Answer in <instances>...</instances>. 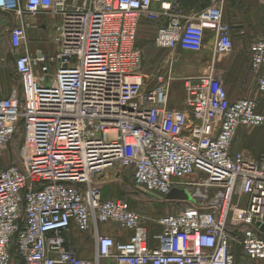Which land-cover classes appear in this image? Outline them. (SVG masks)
Returning <instances> with one entry per match:
<instances>
[{
  "label": "built area",
  "instance_id": "2783aa9c",
  "mask_svg": "<svg viewBox=\"0 0 264 264\" xmlns=\"http://www.w3.org/2000/svg\"><path fill=\"white\" fill-rule=\"evenodd\" d=\"M208 1L0 0L12 55L41 13L55 46L15 55L20 92L0 98V264H234V244L264 259V152L233 148L239 128L264 125L258 100L230 99L210 69L183 77L177 108L171 73L142 69V21L157 24L159 48L202 54L210 40L212 55L232 50L222 0ZM249 55L264 92V38ZM126 171L141 191L187 197L153 221L103 197L99 180ZM146 220L160 228L149 234ZM71 223L93 230L92 258L68 246ZM103 223L128 234H100Z\"/></svg>",
  "mask_w": 264,
  "mask_h": 264
},
{
  "label": "crops",
  "instance_id": "0c3cea01",
  "mask_svg": "<svg viewBox=\"0 0 264 264\" xmlns=\"http://www.w3.org/2000/svg\"><path fill=\"white\" fill-rule=\"evenodd\" d=\"M184 5L200 8L209 4L208 0H183ZM223 18L231 25L232 50L227 54L212 55L209 47L210 40L205 43V51L199 54L194 66L196 74L207 73L212 69L227 91L230 99L253 97L258 100V108L264 113V92L257 89L255 79L249 68V45L257 38H264V1L263 0H222ZM44 13L37 15L34 22L40 24L39 29L27 31V42L16 49L14 55L9 51L5 29L10 25V16L0 12V98L8 97L20 92L18 77L13 68L14 56L25 50L42 53H53L55 46L42 43L39 37L46 28L45 21L48 17ZM49 27V26H47ZM52 33V30H51ZM51 33L48 35L50 38ZM207 35L210 32L205 31ZM155 36V34H154ZM154 36L152 41L154 43ZM50 40V39H49ZM177 51H183L177 49ZM190 52V51H185ZM178 63V61H176ZM183 66V65H179ZM193 74V75H196ZM233 148L244 150L251 155L264 152V125L256 128L241 127L237 130L233 140ZM123 174L108 173L104 179H100V189L105 198H120L116 194L121 192L124 180ZM147 204V203H145ZM147 206V205H146ZM147 217L154 221L158 216L154 209H147ZM146 220L149 234L160 227L156 222ZM99 233L116 236L125 239L127 231H120L110 223L99 225ZM67 244L73 253L84 259L93 257L95 243L93 230L79 231L74 223H71L66 232ZM234 264H264V259H249L237 244L233 245ZM15 261V260H14ZM19 261V260H17ZM14 264V262H13Z\"/></svg>",
  "mask_w": 264,
  "mask_h": 264
},
{
  "label": "rangeland",
  "instance_id": "374dc122",
  "mask_svg": "<svg viewBox=\"0 0 264 264\" xmlns=\"http://www.w3.org/2000/svg\"><path fill=\"white\" fill-rule=\"evenodd\" d=\"M156 26L157 24L154 22L142 21L138 31L139 46L143 53L142 69L151 75L166 74L170 72L174 79H172V84L169 90V105L182 108L185 97V80H183V77L196 74L194 64L197 62L199 54L156 47L152 41ZM50 33L51 26L46 27L41 32L39 38L42 40L40 41L44 43L46 40L45 43L49 44L50 38H48V35ZM176 61H178V63ZM17 140L18 136L14 138L12 143L17 144ZM123 180L125 184H123L121 192L118 190L116 194L120 195V198L128 200L132 207L144 217H147L148 215L147 209H154L157 216L164 213H170L181 204L179 199L187 197V193L180 192L173 194L175 200H163V197L157 194L141 191L142 189L134 184L130 171H126L123 174ZM17 260L18 259L15 257V261H13L14 264H20Z\"/></svg>",
  "mask_w": 264,
  "mask_h": 264
},
{
  "label": "water",
  "instance_id": "95a60500",
  "mask_svg": "<svg viewBox=\"0 0 264 264\" xmlns=\"http://www.w3.org/2000/svg\"><path fill=\"white\" fill-rule=\"evenodd\" d=\"M261 228L264 230V226L263 225H261Z\"/></svg>",
  "mask_w": 264,
  "mask_h": 264
}]
</instances>
